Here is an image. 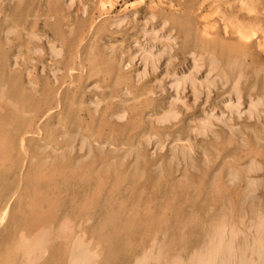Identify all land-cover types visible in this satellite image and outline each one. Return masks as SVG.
I'll list each match as a JSON object with an SVG mask.
<instances>
[{"label":"rangeland","instance_id":"374dc122","mask_svg":"<svg viewBox=\"0 0 264 264\" xmlns=\"http://www.w3.org/2000/svg\"><path fill=\"white\" fill-rule=\"evenodd\" d=\"M63 5L4 0L0 6V206L7 207L0 222V264H17L18 235L43 228L55 240L39 264H64L68 244L80 231L92 241L103 239L98 264H133L152 241L163 247L165 259L185 258L204 243L220 212L230 208L236 221L264 210V0H74L69 10ZM116 19L123 22L114 30L110 23ZM143 27L156 28L148 41L156 62L165 60L167 78L186 65L189 52L197 53L203 68L215 62L213 95L172 129L155 127L147 115L159 77L130 89L133 68L122 69ZM39 32L43 51L35 59L45 67L43 76L25 55L36 46L29 34ZM50 43L62 51L54 82L48 76ZM13 55L18 67L10 69ZM233 83L240 109L253 99L259 102L255 116L263 115H231L229 125L195 137L196 119ZM123 87L129 100L120 99ZM94 96L102 102L99 113L87 107ZM120 110L128 114L123 122L114 119L119 112L125 117ZM149 135L155 136L156 151L144 145ZM79 137L88 141L86 152L76 151ZM170 145L189 146L191 163L171 157ZM256 163L254 173H242ZM234 169H240L237 180L227 183ZM248 182L256 184L249 202ZM63 225L68 231L60 234Z\"/></svg>","mask_w":264,"mask_h":264},{"label":"bare ground","instance_id":"6f19581e","mask_svg":"<svg viewBox=\"0 0 264 264\" xmlns=\"http://www.w3.org/2000/svg\"><path fill=\"white\" fill-rule=\"evenodd\" d=\"M73 1L74 0H63V4H64L63 6L67 10H69L73 6ZM121 18L125 20L123 16ZM151 18L149 17V19ZM122 19H116V20L111 21L110 26L112 27V29L117 30L123 22ZM144 28L145 27H143L142 30L139 31L138 40L133 42L131 45L130 49H132V53L129 56H126L127 58L125 57L123 64H122L123 70H126L127 68L131 66L134 67L133 72H131V81L129 85L130 89H132V87L137 88L141 84V82L145 79L146 71L148 72V68L151 70L152 73L157 71L155 68L157 67L156 61L158 59H156V55H154V53L152 52V49L154 47L151 46L150 42L148 41L150 35L155 34L154 30L156 28L154 30H151V28H149L150 30H147L148 28L147 29H144ZM11 32L12 31H7L6 34L10 35ZM41 34L43 33L29 34V40H31L32 43H34L36 46H34L31 50H29L28 54H25L27 56L29 55L28 62L31 63V65H33L31 67H33V70L36 72L37 76H43L44 71H45L44 69L45 67L42 64L36 62V59H35L38 56H41L42 51H43L41 48L37 46L39 45V43L43 41L44 36H42ZM206 44H208V42H206ZM163 49L166 50L168 48L166 46H161L160 50H163ZM46 50L49 55V60L51 61L49 62L50 67H49L48 76H49V79L52 82H54L57 79V76L59 75L60 70L56 67V62L62 57V51L59 48V46L55 43L47 44ZM166 53H167V50H166ZM185 55H186L185 56V60H186L185 67L181 68L180 70H178L177 72H175L174 74H172L171 76L167 78L165 86L168 92V97L166 100L165 109L161 111L160 113L152 116V122L155 127L161 128L169 124H173L175 122L177 115H178V109L184 107L185 100H186L185 98L186 92L188 91L190 92V96L193 101L198 100L199 92L197 91L198 90L197 89L198 88L197 87L198 86L197 77H198V73L200 69L203 68L204 66L200 64L203 61H200L201 58L197 56V53L195 55V53L189 52ZM27 56H24V57H27ZM25 60H27V58ZM206 60L208 59L206 58ZM17 61H18L17 56L13 55V57L10 59V66H9L10 69H15L18 67ZM207 63L208 64L206 65L208 66L205 67V70H204L205 75H204L203 81H205L204 82L205 84L209 85L208 83H211V82L208 81L206 83L207 81L206 79L210 76L211 71L213 72L215 67L212 65H214L213 63L215 62H212V60H209L207 61ZM139 67H141V69H139ZM212 67H213V70H212ZM158 77L160 80V77H162L161 72L160 74H158ZM221 77L223 76L221 75ZM227 81L228 79L225 78V80L223 81V84H225ZM235 85H236L235 83H233L232 86L230 85L231 88L228 89L229 91L227 90L228 92H226L223 98L221 97L222 99L220 98L221 100L217 102L216 106H214L210 111L204 112L202 117L199 118L198 120L196 119V121L193 124L194 125L193 135L195 137L204 138V136L207 135L209 130L212 131L211 129L212 127L222 126L221 123L223 122V120H225V119L223 120L221 119L223 116L222 112H225V110H226V113L228 114V117H230L229 115H232V118L234 117L235 120L241 117L242 115H243V118H245V120H248V119L251 120V118H254V117L255 118L257 117L259 119L258 115L259 116L263 115L262 113L261 114L257 113V116H255L256 115L255 111L258 110L257 106L259 105L258 104L259 102L257 103L253 99L246 100L245 105L247 106H244L246 108L243 109L245 111L241 112L243 110L240 109L241 103L239 105V96L237 95V88H236L237 85L236 86ZM209 92L210 91L208 89V91L206 92L205 99L208 98ZM128 94H129L128 88H125V87L121 88L119 92L120 99L127 98ZM203 102L205 103V100ZM204 103H202V105H204ZM99 104H100V101L94 96L87 103V107L89 111L94 113L96 112ZM228 117L226 116L225 118L228 119ZM114 119L117 122H122L124 119V113L119 112L115 114ZM154 137H155L154 135H149V136H146L145 139L143 140L145 147L150 148L152 151H156L159 148V146L155 142H153L155 140ZM87 144L85 142L84 137H79L77 139V145H76L77 150L76 151L79 153L84 152V151L86 152L88 150ZM168 150H169L170 156L173 157V155L176 154L179 161L182 164L184 163L186 164L189 162V152L188 150L184 149V147L182 148V145L180 146L170 145ZM257 163L256 165L254 164V166L252 164L246 165L247 166L246 169L242 168L243 169L241 170L242 173L243 171H245L246 176L250 174V172L254 173L257 170L256 168ZM237 170L238 169H234V170H229L227 172V176H226L227 183L235 182L236 176L239 174L238 172H240V169L239 171ZM253 184L256 185L255 182ZM253 184H250L248 182L247 186L248 185L249 186L248 187L246 186V189L244 191V195L247 197L246 200L248 199L251 200L254 198L252 196V194L255 192L254 191L255 186L252 188ZM246 200H244V204ZM250 200H248L247 202H249ZM247 202H246V205H249L247 204ZM251 203L253 202L251 201ZM0 208H1L0 209V222H1L7 213V207H5V205L2 204ZM256 209L258 208L256 207ZM219 214L220 215L216 218V220H214L211 223V225L208 227L207 233L205 234L206 237H205L204 243L196 250H193V252H191L187 257L179 258L181 256H178V257L176 256L172 258L171 256L170 259L169 258L165 259L164 254L162 253L164 251L162 250L163 247H161V245L158 244L157 242L155 243V241H152L148 245V247H146V249L143 250L141 254H139L134 259L133 264H150V263L154 264V262H160V261L161 263L164 262L163 264H264V210L256 211L254 213L255 215L254 218L251 220L249 219L244 220L245 215L241 214L242 216H240V218H238L239 216L237 217L239 220L236 218L238 220V221L236 220L237 222L233 220V215H232V211L230 210V208L220 212ZM66 230H67V227L63 225L62 228L58 232H60V234H63L65 233ZM52 232H50L52 234L50 235L49 231L46 228H43L37 231L32 236H26L23 234L18 235L19 237L17 240V246H16L17 248L15 250H18L17 252H19L20 257H19V260H16L18 261L17 264H39L38 262L43 258V256L46 253L47 244L51 242V239L55 237L53 236L54 234ZM51 236H53V238H51ZM86 237L83 231L75 233V235L72 236L68 244V248L66 247L67 256L65 258L64 264H98L100 254H101L100 252L101 244L104 243V241L102 238H98L97 241H92L91 239H88ZM238 238L239 240L237 242L236 239Z\"/></svg>","mask_w":264,"mask_h":264},{"label":"crops","instance_id":"0c3cea01","mask_svg":"<svg viewBox=\"0 0 264 264\" xmlns=\"http://www.w3.org/2000/svg\"><path fill=\"white\" fill-rule=\"evenodd\" d=\"M3 1L4 0H0V6L3 3ZM1 17H2V15H1V10H0V19H1ZM156 66L157 67L155 69L157 71H155L153 73L148 68V72L146 71L145 79L141 82V84H143V83H145V82H147L149 80L150 81H153L155 76L158 78V74H160V72L162 73V77H160V83H159L158 88L156 86L155 87V90H154V93L150 96L149 105H148L149 107H148L147 115H149L151 117L154 116V115H156V114H158L164 108V105L166 104V100H167V97H168V92H167L166 86H165L166 81H167V76L166 75H167L168 70H167V66H166L165 60L158 61L157 64H156ZM184 67L185 66H183L182 68H184ZM132 68L134 70V67L133 66H132ZM139 69H141V67H139ZM204 70H205V68H201L200 71H199V73H198V77H197L198 78V86H197L198 87L197 88L198 90L197 91L199 92V94H198V100L193 101L192 98H191V96H190V92L189 91L186 92V94H185L186 100H185L184 107L178 109V115H177V118H176L175 122L173 124H169L167 126H164L163 127L164 129H172L174 127H177V126H179V124H183L185 121H187L189 118H191L192 117V114L194 113V111H196L197 109H200L201 106L203 107V105H201V104L204 101V98L206 96V92L208 91V89L210 91L209 92V95H211V94L213 95L214 90H215L214 87L217 86V82L213 79L212 75L210 74V76L206 79L207 80L206 83L208 81L211 82V83H208L209 85L205 84L204 83L205 81H203L204 75H205V71ZM210 84H212V85H210ZM129 94H130V91H129ZM130 98L131 97L129 95L128 98H127V100H129ZM99 101H100V104H99V106L97 108V111L95 113H97V112L99 113V112L102 111V102H101V100H99ZM120 111H124V110H120ZM138 111H143V109H140L139 108ZM222 114H223V116H222L221 119L222 120L225 119V120H223V122L220 121V122H222L221 123L222 126H220V127H224V126H227V125L230 124L229 123L230 122V117H228V114L226 113V110H225V112H222ZM226 116L228 117V119L225 118ZM229 116H231V115H229ZM127 117H128V114L125 112L124 120ZM217 128H219V127L218 126L217 127H212L211 128L212 131L209 130V132L207 133V135H209L210 133H211L210 135H212L213 132ZM193 130H194V126H193ZM86 140L87 139H85V142L87 144L88 141H86ZM155 142H156V139H155ZM87 145H88L87 146V149H88L89 148V144H87ZM183 147H184V149L188 150V152H189V162H188V164H190L191 163L190 162L191 153H190V151H189L188 148H186L185 146L182 145V148ZM87 149H85V150H87ZM188 164L187 163L186 164L184 163V165H188Z\"/></svg>","mask_w":264,"mask_h":264}]
</instances>
